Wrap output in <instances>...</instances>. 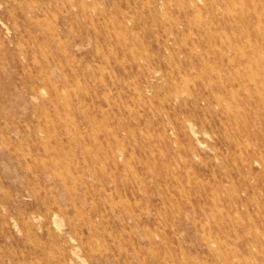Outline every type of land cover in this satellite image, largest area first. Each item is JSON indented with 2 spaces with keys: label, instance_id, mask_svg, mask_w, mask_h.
I'll use <instances>...</instances> for the list:
<instances>
[{
  "label": "rangeland",
  "instance_id": "374dc122",
  "mask_svg": "<svg viewBox=\"0 0 264 264\" xmlns=\"http://www.w3.org/2000/svg\"><path fill=\"white\" fill-rule=\"evenodd\" d=\"M0 264H264V0H0Z\"/></svg>",
  "mask_w": 264,
  "mask_h": 264
},
{
  "label": "bare ground",
  "instance_id": "6f19581e",
  "mask_svg": "<svg viewBox=\"0 0 264 264\" xmlns=\"http://www.w3.org/2000/svg\"><path fill=\"white\" fill-rule=\"evenodd\" d=\"M118 140V139H117ZM202 160V159H201ZM116 192V191H115Z\"/></svg>",
  "mask_w": 264,
  "mask_h": 264
}]
</instances>
